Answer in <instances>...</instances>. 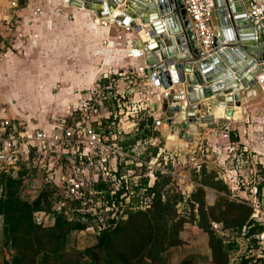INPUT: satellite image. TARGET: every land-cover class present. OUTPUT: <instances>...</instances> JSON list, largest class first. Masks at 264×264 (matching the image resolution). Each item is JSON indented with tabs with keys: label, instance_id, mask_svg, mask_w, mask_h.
<instances>
[{
	"label": "built area",
	"instance_id": "1",
	"mask_svg": "<svg viewBox=\"0 0 264 264\" xmlns=\"http://www.w3.org/2000/svg\"><path fill=\"white\" fill-rule=\"evenodd\" d=\"M182 1L198 43L204 52L210 53L218 35L214 0ZM241 1L246 4L248 17L255 25L261 26L264 40V0ZM18 7L17 0H13V9ZM45 15L44 8L37 5L32 7V13L26 19L19 20L11 14L6 19L11 29L7 53L22 51L24 40L29 36L23 26L34 24ZM95 23L107 29L103 43L109 46L111 26L121 24L113 15L98 17ZM121 26L123 30L116 36L118 40L123 39L124 33H132L130 24ZM30 35L34 43L40 39L38 32ZM132 52H129L130 57H134ZM145 68L144 62H138L117 71L116 76L111 71H105L92 87L79 90L76 94L71 91L73 98L67 101L66 114L46 125L23 122L17 118L4 117L0 120V179L4 174L20 178L21 172L26 170L27 173L22 176L24 189L27 190L24 196L30 199L36 197L45 183L59 188L52 209L34 213L36 224L53 226L57 214L65 212L71 219L86 224L82 231L72 234L82 232L96 237L127 219L131 212L151 206L155 194L150 193L149 188L157 178L159 157L163 152L153 153L151 149L157 147V142L149 136L128 143L143 132L141 114L150 112L151 103L160 99L161 92L145 74ZM130 74L136 77L135 84L127 94L122 95L118 91V78H126ZM256 85L264 91V69L256 75ZM138 91H145L142 99L128 98ZM115 100L117 104L113 103L111 109L110 104ZM157 120L153 122L154 127L159 125ZM231 131L229 125L221 128L222 136L229 140ZM145 167L150 169V173L144 172ZM145 178H148L147 184ZM188 191L187 196L190 197L191 191ZM4 192L5 185L2 184L0 200ZM252 206V218L264 223V209L259 201L254 200ZM214 225L220 227L219 223ZM257 238L259 247L256 249L249 245L247 256L256 254L258 258H264V231Z\"/></svg>",
	"mask_w": 264,
	"mask_h": 264
},
{
	"label": "trees",
	"instance_id": "2",
	"mask_svg": "<svg viewBox=\"0 0 264 264\" xmlns=\"http://www.w3.org/2000/svg\"><path fill=\"white\" fill-rule=\"evenodd\" d=\"M19 7H26L29 0H17ZM6 40L0 32V43ZM105 81V80H104ZM103 81V82H104ZM117 104L116 100L110 104ZM154 119L149 117L141 120L143 132L136 139L158 134L153 130ZM239 140L235 131H231L230 141ZM154 154L158 147L152 148ZM4 174L0 185H5V192L0 200V245L9 252L10 259L4 264H171V251L182 245L181 237L185 224L189 222L186 216L179 213L178 205L185 201V196L173 185L171 174L156 172L154 185L149 188L154 193L151 206L146 210L131 212L127 219L96 236L95 242L85 249H70V236L74 231H82L86 224L71 219L68 214H57L53 226L44 227L35 223L34 213L39 210H51L57 199L59 188L45 183L35 198L24 196L23 178ZM217 175L213 170L203 167L196 175L198 185L186 203L193 209L198 205V226L207 233L212 252L213 264H234L231 253L238 249L237 240L226 242L214 228V223H223L224 229H234L243 232L249 245L259 247L257 235L264 231V223L252 218L254 208L245 202L230 199L231 189L227 180ZM148 183V178L144 180ZM206 186L215 188L226 195H220L214 205L208 206L206 201ZM263 184L258 187L261 194ZM195 210V209H194ZM197 214L193 213L197 219ZM182 264H190L184 260ZM236 264H264V258L256 254H244Z\"/></svg>",
	"mask_w": 264,
	"mask_h": 264
},
{
	"label": "water",
	"instance_id": "3",
	"mask_svg": "<svg viewBox=\"0 0 264 264\" xmlns=\"http://www.w3.org/2000/svg\"><path fill=\"white\" fill-rule=\"evenodd\" d=\"M64 4L130 24L132 54L142 59L145 74L161 92L150 113L154 120L158 117L169 151L179 150L184 156L182 141L197 146L202 124L215 122L214 115L197 114L206 105L202 99L225 107L226 117L240 122L243 104L258 93L256 75L264 69L262 28L248 17L241 0H214L218 35L210 53L198 43L182 0H64Z\"/></svg>",
	"mask_w": 264,
	"mask_h": 264
},
{
	"label": "rangeland",
	"instance_id": "4",
	"mask_svg": "<svg viewBox=\"0 0 264 264\" xmlns=\"http://www.w3.org/2000/svg\"><path fill=\"white\" fill-rule=\"evenodd\" d=\"M5 40V45L3 44L4 47L0 48V108L5 109L10 117L16 116V120L26 122L29 119L31 123L36 124L50 122L53 121L54 118L66 114L65 109L67 102L65 100V95L63 96V92L66 87H69L71 81L68 79H66L67 81L54 80L51 86L46 87L40 86L38 83L37 85L39 86L23 85L25 81L22 77V73L24 72L22 66L24 63L37 65L36 63L40 62L41 57L35 54L30 58L31 60H28L16 51L14 54L18 59L11 64L22 68L16 71L14 78L10 75V72H8V60L4 57V54L10 47V36H8L7 39L5 37ZM59 56L62 57L61 55ZM79 57L82 58V56ZM70 58V56L66 57L65 62L70 60ZM3 59L5 60L3 61ZM36 73L38 72L33 70V68L30 70V74L36 76ZM66 73H70V71ZM62 82H64L65 85H63ZM255 88L258 90V93L249 98V107L245 110L246 112L248 110L250 111L251 117L249 116L248 118L247 116L246 119L243 118L242 121H237V126L249 127L251 125V139L249 133L246 135L247 139L251 142V153L243 156L244 161H240V164L238 163L239 166L235 158V155H238V153L236 150L230 151L229 149L233 141L227 138L219 137V139L213 141L214 143H211V145L207 143L206 146L209 150L206 148H197L191 151L189 155L187 152V154L181 156L179 150L169 151L166 148L167 142L166 138L162 137V128L159 127V132L156 130L159 137V151L161 149L165 150L159 157V171L173 176L174 187L185 196V201L178 205L179 213L186 216L189 220L181 232L184 243L171 251V264H182L184 260H189L190 264H213L208 235L198 226V205L195 206L194 210L191 205L186 203L187 198H189L187 192L192 188V190H190L191 195L195 190L198 185L196 175L202 171L203 167L207 165L210 166L206 168L215 171L217 175H219L218 171H221L224 167H227L229 170H234L233 173H231L233 174V182L226 176V182L231 189V194L229 195L230 199L238 202H245L249 205H252L253 200H257L264 209V91L258 85H256ZM47 94L53 95L52 101L46 99L47 97L45 96ZM248 104L246 106H248ZM148 115L145 116L144 114L142 120H147L150 117ZM144 172L150 173V169L145 167ZM261 184H263V190L261 194H259L258 187ZM212 189L216 190L215 188ZM184 192L186 193L184 194ZM33 193L34 191L32 194ZM23 194L27 195V190H25ZM215 194L216 197L213 202L211 199L209 201L206 192L208 206L214 205L220 195H226V193L219 191L215 192ZM193 213L197 214V219L194 218L193 220ZM2 222V217L0 216V230ZM219 226L220 227L217 228L214 225V228L225 238L226 242L234 240L239 242L238 249L231 253V262L236 264L242 255L249 252V240L245 236V232L248 228H244L241 233L234 229H224V224L222 222L219 223ZM95 238L96 237L87 233H74L70 236L69 248L85 249L95 242ZM6 259H10L9 252L4 250L2 245H0V264H4Z\"/></svg>",
	"mask_w": 264,
	"mask_h": 264
},
{
	"label": "crops",
	"instance_id": "5",
	"mask_svg": "<svg viewBox=\"0 0 264 264\" xmlns=\"http://www.w3.org/2000/svg\"><path fill=\"white\" fill-rule=\"evenodd\" d=\"M35 4L43 7L46 15L34 24H25L23 26V29L28 32L29 36L24 40L22 51L18 53L28 60H31L30 58L35 54H38V56L40 55L41 59L39 63H36L37 65L24 63L22 66L24 71L22 77L25 81L23 85H40L46 87L51 86L54 80L67 81L66 79H68L71 82L69 87H66L63 92V96L65 95V100L67 102L73 98V94L78 93L79 90L92 87L102 78L105 71H111L112 74L116 76L115 73L117 71L127 68L131 63L142 62L140 58L129 56V52L133 49V45L130 42V33H124V37L121 40L116 38L123 30L121 25L113 24L111 26V42L108 46L103 43L104 39L107 37V29L95 23V19L98 18L97 14L83 7L65 6L64 0H29L26 7H18L15 10L13 9V0H0V32L4 38L6 37L7 39L11 34V29L6 24V19L11 14L15 15V18L19 20L28 18L32 13V7L36 6ZM37 32L40 34V39L37 40V43H34V39L30 38V34ZM128 38H130V41H128ZM3 44L5 45L4 42L0 43V48L4 47ZM15 52L7 53L6 51L8 72H10V75L14 78L16 71L22 68L11 64L18 59L14 54ZM68 56L71 58L65 62ZM79 56H82V58ZM4 60L5 59H3V61ZM106 60L108 62H106ZM31 67L38 72L36 76L30 74ZM68 71H70V73H66ZM135 81L136 77L131 74L126 78H118L119 93L122 95L127 94L128 90L134 86L133 84H135ZM37 83L39 85H37ZM62 84L65 85L64 82H62ZM71 91H75V93L71 94ZM144 93L145 91H138L131 94L128 98L139 100L143 98ZM45 97H47L46 99L48 101H52L53 95L47 94ZM211 98L213 99L214 96ZM211 98L210 100H212ZM207 100L208 99H202L201 103L204 104ZM246 105L247 104L244 103L242 106L244 119H246L247 116L248 118L249 116L251 117L250 111H245L249 107V104L248 106ZM209 110L208 113V108L203 106L201 110L197 111V114L202 118L205 117L207 113L215 116L214 123L203 124L204 129L199 144L197 146L189 145L186 140H183V146L186 147L188 155L191 151L200 147L209 150L206 144L208 143V145H211V143H214L213 141L218 140L219 137L223 138L221 127L223 125H229L239 138L237 142L230 144L229 149L230 151L236 150L238 153V155H235L237 165L238 163L240 164V161H244L243 156L251 153V142L246 137L247 133H249L251 139V125L249 127L237 126V121L227 118L225 113L221 112L223 110L226 112V108L223 106L219 105ZM144 114L145 116L149 114L148 116L154 119L150 112H145L141 114V120ZM4 117L16 118V116L10 117L5 109L0 108V120ZM157 119L158 117L155 118V120ZM27 121L30 120L28 119ZM47 123L48 122L34 124L46 125ZM141 129L143 130L144 128ZM153 130L159 132L160 128L159 126H155ZM149 137H152L157 142L156 146L158 147V152H164V149L159 151L158 135L154 134ZM152 148H155V146ZM206 167L210 166L207 165ZM222 170L218 171L220 177L227 176L231 179V182H233V174L231 173H233L234 170H229L227 167L222 168ZM205 188L209 201L211 199L214 202L216 197L215 192L218 191L207 186ZM190 190H192V188Z\"/></svg>",
	"mask_w": 264,
	"mask_h": 264
},
{
	"label": "bare ground",
	"instance_id": "6",
	"mask_svg": "<svg viewBox=\"0 0 264 264\" xmlns=\"http://www.w3.org/2000/svg\"><path fill=\"white\" fill-rule=\"evenodd\" d=\"M211 99H212V98H211ZM204 104H206L204 107H205V108H208V113H209V111H210L209 109H213V108H216L217 106H219V105L211 106V104H209L208 101L204 102ZM224 108H225V107H224ZM206 111H207V110H206ZM221 112H222V113H225V115H226V112H224V110L221 111ZM203 113H204V112H203ZM208 113H207V114H208ZM207 114H206V115H207ZM203 124H204V123H203ZM203 124H202V125H203ZM170 138H171L172 140L175 139V137L172 136V135H170ZM182 144H183V141H182ZM183 145H184V144H183Z\"/></svg>",
	"mask_w": 264,
	"mask_h": 264
}]
</instances>
